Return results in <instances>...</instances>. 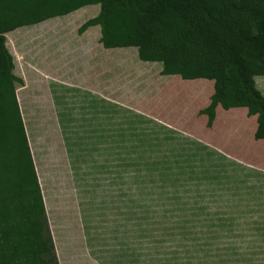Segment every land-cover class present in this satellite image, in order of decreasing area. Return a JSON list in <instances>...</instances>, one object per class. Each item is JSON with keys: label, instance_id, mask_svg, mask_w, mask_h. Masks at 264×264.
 <instances>
[{"label": "rangeland", "instance_id": "obj_1", "mask_svg": "<svg viewBox=\"0 0 264 264\" xmlns=\"http://www.w3.org/2000/svg\"><path fill=\"white\" fill-rule=\"evenodd\" d=\"M98 10L87 5L5 34L58 264H264L256 117L218 106L207 125L201 110L213 81L163 75L135 47L107 49L98 25L80 33ZM59 47L64 71L52 75L57 57L44 50ZM57 83L69 88L67 105L91 97L108 112L107 135H83L66 173L55 153L61 138L42 122L58 113L42 108Z\"/></svg>", "mask_w": 264, "mask_h": 264}, {"label": "trees", "instance_id": "obj_2", "mask_svg": "<svg viewBox=\"0 0 264 264\" xmlns=\"http://www.w3.org/2000/svg\"><path fill=\"white\" fill-rule=\"evenodd\" d=\"M92 4L99 10L80 33L98 25L105 48L135 47L163 75L212 80L207 125L218 106L243 107L264 139V95L253 79L264 75V0H0V264H58L5 34Z\"/></svg>", "mask_w": 264, "mask_h": 264}, {"label": "crops", "instance_id": "obj_3", "mask_svg": "<svg viewBox=\"0 0 264 264\" xmlns=\"http://www.w3.org/2000/svg\"><path fill=\"white\" fill-rule=\"evenodd\" d=\"M43 22H41V23H43ZM38 24H40V23H38ZM32 26H35V25H32ZM54 50H55L54 48H52L51 51L49 49L44 50L46 53L48 52L47 57H50V55H52V53L54 55L56 54V57H57L55 59V61L52 62V65H51L52 67L50 70L52 71L51 72L52 75L57 74L56 72L60 71V65L62 67V70L64 71L63 64H64V60H65L64 56H62L61 58H59L60 56H57L60 53L64 54V49H61L59 47V48H57L56 51H54ZM253 78H254L255 86L264 95V86L261 87L258 84V82L262 83L264 81V75H255ZM54 85H57V87H53L51 89L52 93H50V95L53 99L51 101L52 104L50 106H48L47 102H46L45 105L42 106V108H47V109L52 108L54 110L58 109V113L56 112L57 113L56 117H59V118L56 119V117L51 116V115L46 116L47 118H45V116H42L44 119L42 122L47 123L49 126H52V128H50V130L52 131L51 133H52L53 138H56V137H59V139L61 138L59 141H58V139L55 140V142L57 143V146L59 147L57 150H55V153H56V157L58 159L57 166L58 165L60 166L61 162H63V160H64V170L66 173L67 171L68 172L70 171V168L72 166L75 155L81 151L80 144L83 141L82 140L83 135H89L91 133L97 132L98 129H101L102 133L105 132V135H107V132H108V112L106 110L107 107L97 105V101L92 99L91 97L83 98V96L82 97L80 96V98L78 100L76 97L73 96V101L67 105L66 104L67 103L66 102L67 101L66 90L69 88H67L64 85H60L58 83L54 84ZM74 91H76V93L78 92L77 89ZM54 98H55V100H54ZM55 104H56V107H55ZM53 105L55 108L53 107ZM58 105L62 111H60ZM76 105H77V109L79 111V114H75V106ZM99 108L101 109V115H99L96 112V110ZM73 110H74V113H73ZM89 110H92V111H89ZM215 117H216V115H215ZM75 119H77V122L75 121ZM52 120H54V123L52 122ZM52 123L56 124V125L61 124V127L60 126L59 127L62 128V131H61V129H58V127L53 126ZM71 140H72V143L77 141L78 144H74L73 146L68 145V143H70ZM28 143H29V141H28ZM65 144H67V146H68L67 152H66ZM31 154H32V152H31ZM32 158H33V155H32ZM33 162H34V160H33Z\"/></svg>", "mask_w": 264, "mask_h": 264}]
</instances>
